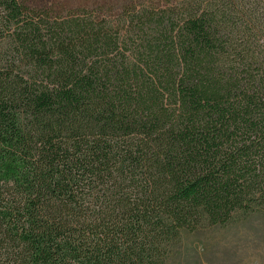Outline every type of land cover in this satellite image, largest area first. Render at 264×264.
Segmentation results:
<instances>
[{
    "label": "trees",
    "instance_id": "obj_1",
    "mask_svg": "<svg viewBox=\"0 0 264 264\" xmlns=\"http://www.w3.org/2000/svg\"><path fill=\"white\" fill-rule=\"evenodd\" d=\"M240 224L264 245V0H0V264Z\"/></svg>",
    "mask_w": 264,
    "mask_h": 264
},
{
    "label": "rangeland",
    "instance_id": "obj_2",
    "mask_svg": "<svg viewBox=\"0 0 264 264\" xmlns=\"http://www.w3.org/2000/svg\"><path fill=\"white\" fill-rule=\"evenodd\" d=\"M41 5L87 6L109 1L124 4L129 0H30ZM248 224L234 225L211 232L186 233L168 264H238L249 263L263 254L262 239L251 236Z\"/></svg>",
    "mask_w": 264,
    "mask_h": 264
}]
</instances>
